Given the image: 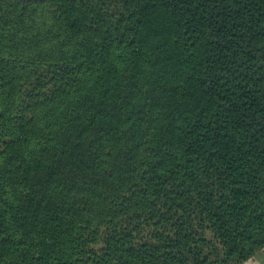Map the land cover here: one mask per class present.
<instances>
[{"label":"trees","instance_id":"16d2710c","mask_svg":"<svg viewBox=\"0 0 264 264\" xmlns=\"http://www.w3.org/2000/svg\"><path fill=\"white\" fill-rule=\"evenodd\" d=\"M262 249L264 0H0V264Z\"/></svg>","mask_w":264,"mask_h":264},{"label":"crops","instance_id":"0c3cea01","mask_svg":"<svg viewBox=\"0 0 264 264\" xmlns=\"http://www.w3.org/2000/svg\"><path fill=\"white\" fill-rule=\"evenodd\" d=\"M242 264H264V249L244 261Z\"/></svg>","mask_w":264,"mask_h":264}]
</instances>
